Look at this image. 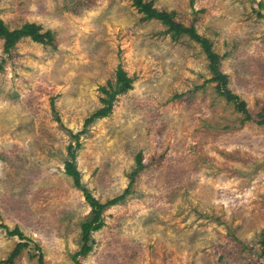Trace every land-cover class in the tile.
<instances>
[{
	"label": "rangeland",
	"instance_id": "1",
	"mask_svg": "<svg viewBox=\"0 0 264 264\" xmlns=\"http://www.w3.org/2000/svg\"><path fill=\"white\" fill-rule=\"evenodd\" d=\"M145 1L210 40L252 120L219 93L201 44L132 0H0L11 30L55 37L10 55L0 38V264H76L94 212L65 172L69 145L100 203L125 193L140 154L144 165L81 264H264V0ZM119 67L133 88L77 147Z\"/></svg>",
	"mask_w": 264,
	"mask_h": 264
},
{
	"label": "trees",
	"instance_id": "2",
	"mask_svg": "<svg viewBox=\"0 0 264 264\" xmlns=\"http://www.w3.org/2000/svg\"><path fill=\"white\" fill-rule=\"evenodd\" d=\"M133 4L138 8L139 12L143 13L146 19H156L160 20L163 24L168 26V32L172 33L173 38L177 39L182 35H188L196 42H199L202 45L203 50L205 51L209 61H210V69L213 73L212 81L217 82V89L219 93L223 96H226L228 101L236 102V106L238 110L246 112V119L252 120V116L249 114L247 110V105L245 102L240 101L239 97L231 92L228 88L229 83V76L221 70V59L222 57L217 54L212 47V44L209 39L203 37L202 35L198 34L194 26L186 27L181 23H177L171 16L169 12L160 11L154 7L152 1L147 2L145 0H132ZM0 38L3 39V51L8 55L12 54L15 45L18 41L23 38H30L32 41L42 44H47L54 46L55 45V37L52 31L47 30L45 32L42 31L41 26L37 25L36 23L27 22L19 28L10 29L4 22L0 14ZM134 79L129 77L127 72L120 68L117 69L116 73V83L110 84L108 87H102V93H104L105 97L101 98V102L103 103L102 107L97 109L94 113L89 116L84 123V129L79 132L78 134L74 135L77 140V147H80L79 137L83 134L86 128L95 122L97 119L107 117L111 114L114 106V101L116 100L119 94H123L128 92L133 88ZM260 125H264V111L260 115V120L258 121ZM76 147L73 145H69V155L70 160L65 162V172L67 175L73 177L75 185L78 188H81L86 196L87 201L93 208L94 217L90 221H86L82 224V234L84 245L82 249L75 254L74 260L76 264H81L78 260L79 256H84L88 252L92 250V246L90 244L91 241V233L93 231H97L101 229L104 225L103 221V211L108 208L109 206L115 205L119 201H121L126 194H128L129 189L134 184V178L136 174L144 168L142 155H138L137 157V164L138 168L136 171L133 172L131 182L126 189L125 193L121 196H118L112 200L107 201L106 203H100L95 197L91 195V193L83 186L82 184V176L80 171L77 168V155L75 151ZM8 234L11 236H19L20 239H24V235L21 230L16 227L13 230L7 229ZM28 243L26 242H19L16 246L15 250L12 252L11 256L8 259L9 263H12L16 257L19 256L20 252L24 247H27ZM262 248L263 252L262 255L264 257V231H263V240H262ZM39 262L41 264H45L44 257L42 254L39 256Z\"/></svg>",
	"mask_w": 264,
	"mask_h": 264
}]
</instances>
